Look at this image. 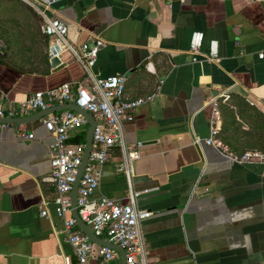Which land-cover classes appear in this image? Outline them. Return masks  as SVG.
<instances>
[{
  "label": "crops",
  "instance_id": "1",
  "mask_svg": "<svg viewBox=\"0 0 264 264\" xmlns=\"http://www.w3.org/2000/svg\"><path fill=\"white\" fill-rule=\"evenodd\" d=\"M45 12L65 22L72 45L102 40L96 78L119 74L125 97L151 95L121 128L128 149L140 143L130 185L147 189L134 200L150 212L140 224L144 264H264V163L234 159L264 154V1L53 0ZM40 22L25 3L0 0L2 102L62 82L89 84L69 52L49 64ZM194 31L202 40L192 61ZM210 40L215 62L204 60ZM42 112L0 124V264L76 263L52 205L39 213L53 196L43 180L51 137ZM213 126L220 147L204 142ZM121 160L117 147L108 150L92 198L127 202Z\"/></svg>",
  "mask_w": 264,
  "mask_h": 264
},
{
  "label": "built area",
  "instance_id": "2",
  "mask_svg": "<svg viewBox=\"0 0 264 264\" xmlns=\"http://www.w3.org/2000/svg\"><path fill=\"white\" fill-rule=\"evenodd\" d=\"M19 1L31 7L40 17V31L47 37L46 59L49 64L53 58L56 59L62 52L67 51L82 67L89 84L62 82L55 87L35 91L27 98L14 104L0 101V118L22 117L36 110H44L65 103H73L91 114L95 124L91 133L86 164L77 183L75 196L77 216L95 237L122 248L124 264H144L140 224L150 216V212L136 208L134 200L147 189L133 190L130 185L132 175L130 161L137 158L140 143H136V148L128 149L122 138L121 128L124 121L132 120V109L148 100L151 95L134 99L125 97L123 95L125 78L119 74L96 78L91 68L103 45L102 40L95 37L78 45L68 42L65 22L58 17L49 16L45 12V8L53 0ZM201 40V32H191L188 51L192 56V61L197 59L196 55L199 52ZM262 56L261 52L257 54L258 58H262ZM204 60L207 62L218 60L215 40L208 42ZM212 113L214 119L217 120L218 113L215 107H213ZM41 122L51 137L49 171L43 180L53 188V196L49 202H41L40 215L47 214L46 205L50 203L55 217L62 222L61 232L72 248L76 258L75 264H118L116 261L119 256L114 249L90 241L79 229L75 219L71 215H66L71 211L69 193L84 149V141L72 142L70 139L86 132L87 120L74 110L60 109L45 114ZM217 131L218 127L213 126L210 136L204 142L220 147L221 143L215 138ZM22 137L31 139L33 135L27 133L22 134ZM112 147H117L122 155L117 170L123 173L126 183V203H120L103 196L92 198L100 176V166L106 161L108 150ZM234 159L240 162L264 163V154L250 150L244 151Z\"/></svg>",
  "mask_w": 264,
  "mask_h": 264
},
{
  "label": "water",
  "instance_id": "3",
  "mask_svg": "<svg viewBox=\"0 0 264 264\" xmlns=\"http://www.w3.org/2000/svg\"><path fill=\"white\" fill-rule=\"evenodd\" d=\"M55 64H57V60L55 58H53L50 61V65L54 66ZM60 109L74 110V111L80 113L81 115H83L85 117V119L87 120V123H88V127L86 129L85 137H84V149H83V153L81 156V161L77 167L75 178H74V181L72 183V187H71V190L69 193L71 215L75 219V222H76L77 226L79 227V229L87 236V238L90 241L95 242L97 244L105 245V246L117 251V253L119 255V264H124V253H123L122 248H120L119 246L112 244L110 242L104 241L98 237H95L92 234V232L89 230V228L82 221H80V219L78 218L77 213H76L75 196H76L77 183H78L80 174L82 172V169H83L84 165L86 164L87 156H88L89 149H90L91 133H92V130L94 128L95 121L92 118L90 113L86 112L82 108L75 106L73 103H65V104H61V105H55V106H52L50 108H46L43 110L42 115L47 114L51 111L60 110ZM25 120H26V117L0 118V123L25 121Z\"/></svg>",
  "mask_w": 264,
  "mask_h": 264
},
{
  "label": "trees",
  "instance_id": "4",
  "mask_svg": "<svg viewBox=\"0 0 264 264\" xmlns=\"http://www.w3.org/2000/svg\"><path fill=\"white\" fill-rule=\"evenodd\" d=\"M231 98H232L233 100H235V101H238V103H243L242 99H241L239 96L233 95V96H231ZM84 137H85V132H82V133H80V134H78V135L72 137V138L70 139V141H72V142H75V141H82V142H83V141H84Z\"/></svg>",
  "mask_w": 264,
  "mask_h": 264
}]
</instances>
